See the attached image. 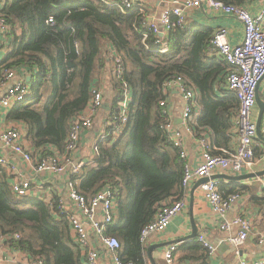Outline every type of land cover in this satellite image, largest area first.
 <instances>
[{
	"label": "trees",
	"instance_id": "1",
	"mask_svg": "<svg viewBox=\"0 0 264 264\" xmlns=\"http://www.w3.org/2000/svg\"><path fill=\"white\" fill-rule=\"evenodd\" d=\"M115 1L1 0L0 14L12 30L8 52L0 60V82L6 70L31 73L29 95L15 103L6 118L23 123L33 152L44 155L50 146L63 148L71 119L86 107L98 80L105 78L110 94L107 124L91 163L74 175L75 187L90 196L103 184L111 185L116 208L107 232L118 239L122 260L144 263L141 229L163 201H174L183 191L177 150L161 128L165 115L159 101L167 97L163 82L181 75L194 88L197 111L192 128L196 136L210 139L214 154L230 148L239 101L223 88L229 64L212 50L211 28L189 19L163 38L152 32L143 38L144 14L124 13L109 4ZM219 1L243 5L247 0ZM49 17L52 24L46 23ZM163 40L167 49L160 52ZM125 87L130 90L128 120L114 135L108 121ZM253 150L254 156L262 153L256 146ZM262 189L253 202L264 214ZM219 191L226 195L221 187ZM231 192L235 190L226 193ZM14 233L20 235L16 243L23 252L44 264H86L68 221L55 216L41 199L13 193L0 166V238L10 243ZM188 246L199 264H209L208 251L199 241Z\"/></svg>",
	"mask_w": 264,
	"mask_h": 264
},
{
	"label": "built area",
	"instance_id": "2",
	"mask_svg": "<svg viewBox=\"0 0 264 264\" xmlns=\"http://www.w3.org/2000/svg\"><path fill=\"white\" fill-rule=\"evenodd\" d=\"M109 4L118 6L124 13L128 10H138L143 13L141 5L136 0H117ZM171 4L160 12L158 22L147 21L144 15L143 38L146 37L147 32H152L163 38L168 31L181 26L186 20V11L193 9L230 14L242 24L243 36L237 44L229 43L227 30L224 27L214 30L210 39L212 50L229 64L223 88L227 93H234L239 101L238 109L232 119V129L237 136V143L233 148H221L219 153L214 154L213 149L215 148L210 139L206 136L195 135L192 128L193 113L197 111L195 91L181 75L173 76L162 84V90L166 96L171 89L180 94L182 99L181 121L174 122L167 97L159 101L161 111L165 115V121L161 128L168 141L177 150L176 161L182 166V189L189 187L195 181L206 179L199 185V188L204 199L210 205L211 211L221 219L239 198V195L236 193L222 195L219 191V180L213 176L215 173L240 175L244 170L253 168L255 164L253 145L256 140V122L252 117V112L256 106V88L264 77V0L254 12L248 10L245 5L227 4L219 0H173ZM46 23L52 24L53 18L49 17ZM11 30L6 18L0 14L1 38L8 41ZM156 42H160V39H157ZM166 49L167 43L164 41L158 51L164 52ZM115 60L118 62L117 58ZM120 70L119 66L118 73ZM14 75V70H6L4 79L0 82V108L4 110H9L15 103L29 95L30 84L22 80L4 88L7 80ZM129 101L130 90L125 87L123 98L117 104V111L108 121L109 125H113L114 135H119L122 132L128 120ZM103 104L104 91L94 86L86 107L71 119L62 149L50 146V151L44 155L38 152L34 153L27 147L21 129L13 126L0 130V149H8L36 173L59 177L61 191H55L51 196L37 198L48 204L50 211L55 216L68 221L74 242L82 251L86 264H104L105 261L101 260V249L111 254L109 264H145L122 260L118 239L107 232L116 208L115 195L111 185L103 184L90 196L79 193L75 187L74 175L79 173L84 165L83 160H79L76 155L81 134L93 126ZM261 120L264 132V109ZM187 137H192L197 142L199 155L196 164H192L189 159L186 146ZM95 153L96 144L93 146V154L95 155ZM0 166L9 176V184L13 193L22 197L37 196L36 191L32 189L31 180L26 178L23 172H17L10 160L1 154V150ZM255 179L264 188V175L255 177ZM185 206L186 201L180 198L174 201H163L152 220L141 229L139 235L141 244L145 245L152 235L163 232L172 219L185 209ZM233 225L237 226L238 230L235 235L229 236L228 240L236 246H240L247 239L252 229V223L249 217L236 215L230 220H222L220 229L228 230ZM91 235L96 240L95 245L91 241ZM10 238L12 242L7 243L6 250L0 248V264L16 259L24 264H44L42 259L33 258L23 252L16 243L20 239L18 233L12 234ZM198 241L209 254H214L215 249L207 241L204 232L199 233ZM258 242L259 244L264 243V233H260ZM176 247L177 245L172 243L165 249L164 257L168 263L172 261ZM238 264H264V255L252 260L241 259Z\"/></svg>",
	"mask_w": 264,
	"mask_h": 264
},
{
	"label": "crops",
	"instance_id": "3",
	"mask_svg": "<svg viewBox=\"0 0 264 264\" xmlns=\"http://www.w3.org/2000/svg\"><path fill=\"white\" fill-rule=\"evenodd\" d=\"M141 5L143 14L147 21L155 20L158 22V17L163 8L172 5L173 0H136ZM263 0H247L245 4L246 8L252 12L256 11ZM195 19L198 23L211 28L212 31L219 27H224L227 30V39L230 44L234 45L241 41L243 36L242 24L233 15L224 13H215L212 11L193 9L186 11V20ZM9 40V39H8ZM164 42V40H163ZM8 41H5L0 36V60L8 52V48L5 47ZM218 59L220 56L216 55ZM222 60V59H221ZM30 77L31 73L26 69L15 70V75L8 79L5 87H8L20 80L27 82V78ZM104 79L101 77L100 83L98 80L97 87L104 91V104L103 108L99 111L93 126L89 130L83 131L80 137V145L77 150V157L79 160H83L84 164L91 163L93 158V146L96 144L97 140L103 133L105 120L107 114H109L110 109V94L107 90L106 83L104 84ZM30 84V83H29ZM257 93L260 99L264 102V77L259 82L257 86ZM167 103L171 110V116L175 123L181 121L182 112V99L180 94L171 89L167 93ZM107 108V109H106ZM9 110H4L0 108V130L6 127H17L21 129L24 136L25 130L24 125L18 121H8L6 116ZM252 117L257 121L258 108L254 107L252 112ZM262 118V116H261ZM180 119V121H179ZM179 121V122H178ZM261 132L262 130V120H261ZM230 136V148H233L237 143V136L233 129ZM261 141V140H260ZM25 143L29 149L32 147L28 140L25 139ZM186 146L189 155V159L192 164H196L199 155V150L197 147V142L192 137H187ZM254 147L262 149V153L255 158V164L253 168L244 170L241 174L261 171L264 170V142L257 141L254 142ZM1 154L10 160V162L15 166L17 172H23L25 177L31 180L32 189L36 191L37 196H51L55 191H61V184L59 177H54L48 174H39L28 167L18 156L13 155L8 149H0ZM240 174V175H241ZM216 175H231L229 173H215ZM201 180V179H200ZM200 180L193 182L189 187L183 189L180 199L186 201L185 209L177 216H175L167 228L160 233L152 235L147 243L144 245V263L151 264L147 257V247L149 245L162 244V246L153 249L151 252L154 264H199L198 259L192 256V250L189 249V243L194 240L198 242L199 233L204 232L207 241L214 247V254H207V260L209 264H238L241 259L252 260L261 255H264V243L259 244L258 238L260 233H264V214L258 204L253 202L255 197L262 196V186L255 178H247L243 180H232V179H222L219 180V188H222V192L226 195L232 194L226 193L231 190H235L234 193L239 195V198L231 205V207L226 211L225 215L219 219L210 208V205L204 199L201 190L199 188ZM206 180V179H205ZM52 191V192H49ZM237 191V192H236ZM233 193V194H234ZM236 215H242L249 217L252 223V229L245 242L236 246L234 243L228 240L229 236L236 234L238 227L233 225L228 230H221L220 223L222 220H230ZM192 221L197 227V235L192 239H183L192 232ZM71 232V231H70ZM72 238V232L70 233ZM91 241L95 245L96 240L93 235H91ZM179 239H181L179 241ZM4 238H0V248L1 250H6V245ZM74 241V238H73ZM190 241V242H188ZM175 243L177 245L175 252L173 253V259L170 263L164 257L165 249L168 245ZM78 247V246H77ZM79 248V247H78ZM80 250V249H79ZM101 260H104V264H109L111 261V254L104 250H100ZM80 256L85 261V257L80 250ZM85 263V262H84ZM5 264H24L19 259L15 261H7Z\"/></svg>",
	"mask_w": 264,
	"mask_h": 264
},
{
	"label": "water",
	"instance_id": "4",
	"mask_svg": "<svg viewBox=\"0 0 264 264\" xmlns=\"http://www.w3.org/2000/svg\"><path fill=\"white\" fill-rule=\"evenodd\" d=\"M26 81L28 83H30V77H28ZM255 100H256V106L258 108V117H257V121H256V139H259V140L264 142V135L262 134L261 127H260L261 126V116H262L263 109H264V102L260 99V97L257 93V88H256ZM179 121H180V119H179ZM263 175H264V170H261V171L244 173V174L236 175V176L216 175L215 178L243 180V179L255 178V177L263 176ZM204 181H205V179H201L200 183H202ZM196 235H197V227H196L195 223L192 221V232L189 235H187L186 237H183V239H192V238L196 237ZM180 240L181 239H179V241ZM160 246H162V244L149 245L147 247L146 253H147V257L150 260L151 264H154V261H153L152 256H151V252L153 251V249L158 248Z\"/></svg>",
	"mask_w": 264,
	"mask_h": 264
}]
</instances>
